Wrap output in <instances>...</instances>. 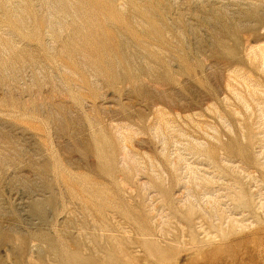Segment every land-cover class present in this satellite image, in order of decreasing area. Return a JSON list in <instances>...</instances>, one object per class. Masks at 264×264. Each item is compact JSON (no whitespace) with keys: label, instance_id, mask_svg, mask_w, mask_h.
<instances>
[{"label":"rangeland","instance_id":"1","mask_svg":"<svg viewBox=\"0 0 264 264\" xmlns=\"http://www.w3.org/2000/svg\"><path fill=\"white\" fill-rule=\"evenodd\" d=\"M0 264H264V0H0Z\"/></svg>","mask_w":264,"mask_h":264}]
</instances>
